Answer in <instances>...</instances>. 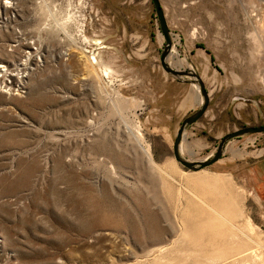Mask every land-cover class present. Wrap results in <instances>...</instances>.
Segmentation results:
<instances>
[{
	"label": "rangeland",
	"instance_id": "374dc122",
	"mask_svg": "<svg viewBox=\"0 0 264 264\" xmlns=\"http://www.w3.org/2000/svg\"><path fill=\"white\" fill-rule=\"evenodd\" d=\"M6 1L0 264H264L251 164L264 133L230 140L200 171L174 160L177 125L200 98L162 70L151 1ZM158 1L166 62L191 67L208 94L181 141L203 159L226 132L264 124V0Z\"/></svg>",
	"mask_w": 264,
	"mask_h": 264
},
{
	"label": "water",
	"instance_id": "95a60500",
	"mask_svg": "<svg viewBox=\"0 0 264 264\" xmlns=\"http://www.w3.org/2000/svg\"><path fill=\"white\" fill-rule=\"evenodd\" d=\"M150 1L153 6L154 15L158 21V29L160 30V33L163 37V45L159 54V63L162 70L175 80L181 82H188L191 85L196 86L198 89L197 94L200 98L199 105L196 109H194L192 112H190L180 120L172 141V156L174 160L178 162L183 168L190 171H196L214 163L220 157H222V155L224 154L225 147L230 140L245 135L264 133V124L245 125L238 127L230 132H226L219 138L214 151L203 159L192 160L187 159L182 155L180 148L183 135L187 128L203 115L208 103V94L199 75L191 67L180 70L171 67L166 62V57L169 51L171 50L172 45L169 30L167 28L159 1Z\"/></svg>",
	"mask_w": 264,
	"mask_h": 264
},
{
	"label": "crops",
	"instance_id": "0c3cea01",
	"mask_svg": "<svg viewBox=\"0 0 264 264\" xmlns=\"http://www.w3.org/2000/svg\"><path fill=\"white\" fill-rule=\"evenodd\" d=\"M251 164L253 167V171L257 173L258 177L261 180V188L263 190V196H264V155L252 160Z\"/></svg>",
	"mask_w": 264,
	"mask_h": 264
},
{
	"label": "bare ground",
	"instance_id": "6f19581e",
	"mask_svg": "<svg viewBox=\"0 0 264 264\" xmlns=\"http://www.w3.org/2000/svg\"><path fill=\"white\" fill-rule=\"evenodd\" d=\"M6 2L10 3V0H7ZM5 2V3H6ZM9 7V6H8ZM170 65V64H169ZM93 66V65H92ZM4 67L3 65L0 64V68ZM7 73V72H6ZM10 76L13 75V74H9ZM9 76V77H10ZM194 86V85H193ZM138 140V139H137ZM181 152H182V148H180ZM142 151H143V154L145 155V157L147 158L148 162L152 163V164H155L150 156V152H149V149L147 147L145 148H142ZM157 167V166H156ZM158 168V167H157ZM161 170V169H159ZM200 171V170H199ZM194 180H199L200 178H203L204 176L202 175H196V176H192ZM205 203V202H204ZM206 205V204H204ZM210 209V208H209ZM251 226V225H250ZM252 228V227H251ZM258 246V245H257ZM252 253V252H251ZM254 254V253H253Z\"/></svg>",
	"mask_w": 264,
	"mask_h": 264
}]
</instances>
